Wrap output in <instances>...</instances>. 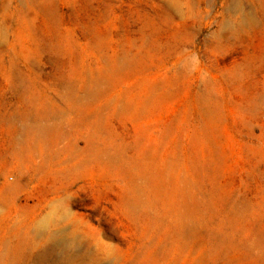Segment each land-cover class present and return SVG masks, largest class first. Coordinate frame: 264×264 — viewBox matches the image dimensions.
Wrapping results in <instances>:
<instances>
[{
    "label": "rangeland",
    "instance_id": "rangeland-1",
    "mask_svg": "<svg viewBox=\"0 0 264 264\" xmlns=\"http://www.w3.org/2000/svg\"><path fill=\"white\" fill-rule=\"evenodd\" d=\"M5 185L0 264H264V0H0Z\"/></svg>",
    "mask_w": 264,
    "mask_h": 264
},
{
    "label": "bare ground",
    "instance_id": "bare-ground-1",
    "mask_svg": "<svg viewBox=\"0 0 264 264\" xmlns=\"http://www.w3.org/2000/svg\"><path fill=\"white\" fill-rule=\"evenodd\" d=\"M240 19V18H239ZM247 19L250 20V24H252V19L248 16ZM246 24L243 23L242 21H237L236 25L237 28L235 31H240L242 28V26ZM26 145L25 141L24 143H22V140H20L19 142H17V144L15 146L12 147V151L9 152V158H5L3 157L1 159V164H9L12 165L11 168H13V166L15 168H21L23 164H25L26 160L28 161V156L30 155H26V149L24 148V146ZM39 146V144H38ZM37 146V147H38ZM28 154V153H27ZM16 190V186L15 185H5L3 186V188L0 189V197L4 198L6 200L7 196L13 192H15ZM60 201H57L55 204H51V206L49 207V210L47 212V214L43 217L42 220H39L38 222H36V229L41 230L49 221H53L55 220L54 216V211H56V208H59V203ZM4 201L0 200V212L4 209ZM65 215V214H64ZM40 243V242H39ZM47 243V242H46ZM38 244V243H37Z\"/></svg>",
    "mask_w": 264,
    "mask_h": 264
}]
</instances>
